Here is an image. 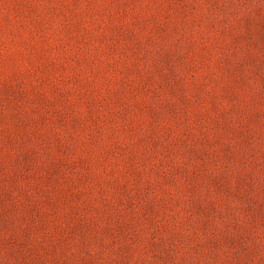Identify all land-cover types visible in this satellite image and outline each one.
I'll return each mask as SVG.
<instances>
[{"label":"rangeland","instance_id":"rangeland-1","mask_svg":"<svg viewBox=\"0 0 264 264\" xmlns=\"http://www.w3.org/2000/svg\"><path fill=\"white\" fill-rule=\"evenodd\" d=\"M0 264H264V0H0Z\"/></svg>","mask_w":264,"mask_h":264}]
</instances>
